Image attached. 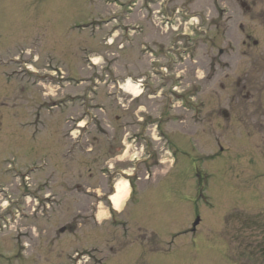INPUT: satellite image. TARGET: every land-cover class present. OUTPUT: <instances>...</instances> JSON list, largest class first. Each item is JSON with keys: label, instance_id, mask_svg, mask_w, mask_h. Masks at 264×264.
I'll list each match as a JSON object with an SVG mask.
<instances>
[{"label": "rangeland", "instance_id": "1", "mask_svg": "<svg viewBox=\"0 0 264 264\" xmlns=\"http://www.w3.org/2000/svg\"><path fill=\"white\" fill-rule=\"evenodd\" d=\"M0 264H264V0H0Z\"/></svg>", "mask_w": 264, "mask_h": 264}, {"label": "bare ground", "instance_id": "2", "mask_svg": "<svg viewBox=\"0 0 264 264\" xmlns=\"http://www.w3.org/2000/svg\"><path fill=\"white\" fill-rule=\"evenodd\" d=\"M138 88H134V90H132L135 94L136 91H137ZM128 188H127V185L120 181L118 182L117 184V195L112 197L113 199V202H114V205L116 206V208H119L120 207V204L122 203V198H124V196H127L128 195Z\"/></svg>", "mask_w": 264, "mask_h": 264}, {"label": "flooded vegetation", "instance_id": "3", "mask_svg": "<svg viewBox=\"0 0 264 264\" xmlns=\"http://www.w3.org/2000/svg\"><path fill=\"white\" fill-rule=\"evenodd\" d=\"M244 7H246V10L249 8V7L245 6V5H244ZM179 11H180V10H178V12H179ZM225 33H226V32H224V34H225ZM220 53L222 54V56H224V54H225V57H226V56H230L229 53H228V51H226V53H225V50H221ZM227 117H229V116L227 115ZM258 123H259V124H262L261 121H258Z\"/></svg>", "mask_w": 264, "mask_h": 264}, {"label": "water", "instance_id": "4", "mask_svg": "<svg viewBox=\"0 0 264 264\" xmlns=\"http://www.w3.org/2000/svg\"><path fill=\"white\" fill-rule=\"evenodd\" d=\"M226 116H227V114H226ZM198 222H199V220H197V221L195 222V225H197V224H198Z\"/></svg>", "mask_w": 264, "mask_h": 264}]
</instances>
